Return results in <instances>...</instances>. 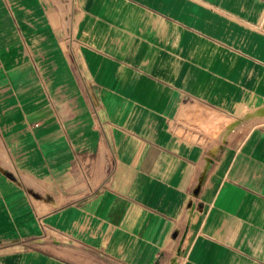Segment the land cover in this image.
Instances as JSON below:
<instances>
[{"label": "crops", "instance_id": "1", "mask_svg": "<svg viewBox=\"0 0 264 264\" xmlns=\"http://www.w3.org/2000/svg\"><path fill=\"white\" fill-rule=\"evenodd\" d=\"M263 110L264 0H0V264H264Z\"/></svg>", "mask_w": 264, "mask_h": 264}, {"label": "bare ground", "instance_id": "2", "mask_svg": "<svg viewBox=\"0 0 264 264\" xmlns=\"http://www.w3.org/2000/svg\"><path fill=\"white\" fill-rule=\"evenodd\" d=\"M258 113L255 112V115H264V110L263 111H257Z\"/></svg>", "mask_w": 264, "mask_h": 264}, {"label": "rangeland", "instance_id": "3", "mask_svg": "<svg viewBox=\"0 0 264 264\" xmlns=\"http://www.w3.org/2000/svg\"><path fill=\"white\" fill-rule=\"evenodd\" d=\"M256 113H258V112L256 111ZM250 117H252V116H250ZM248 123H249V122H248ZM240 128H243V127H239V129H240Z\"/></svg>", "mask_w": 264, "mask_h": 264}]
</instances>
